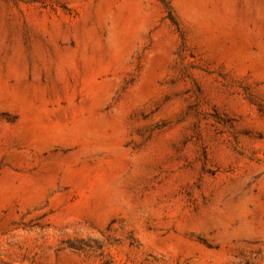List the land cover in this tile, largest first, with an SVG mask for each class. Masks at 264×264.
Returning a JSON list of instances; mask_svg holds the SVG:
<instances>
[{
    "label": "rangeland",
    "instance_id": "obj_1",
    "mask_svg": "<svg viewBox=\"0 0 264 264\" xmlns=\"http://www.w3.org/2000/svg\"><path fill=\"white\" fill-rule=\"evenodd\" d=\"M0 264H264V0H0Z\"/></svg>",
    "mask_w": 264,
    "mask_h": 264
},
{
    "label": "trees",
    "instance_id": "obj_2",
    "mask_svg": "<svg viewBox=\"0 0 264 264\" xmlns=\"http://www.w3.org/2000/svg\"><path fill=\"white\" fill-rule=\"evenodd\" d=\"M168 17H169V19H170V21H172V23L174 24V25H176V22L172 19V17H171V14L169 13L168 14Z\"/></svg>",
    "mask_w": 264,
    "mask_h": 264
}]
</instances>
